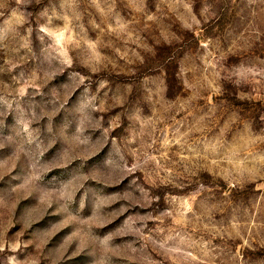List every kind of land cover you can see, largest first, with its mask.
<instances>
[{"label": "rangeland", "instance_id": "1", "mask_svg": "<svg viewBox=\"0 0 264 264\" xmlns=\"http://www.w3.org/2000/svg\"><path fill=\"white\" fill-rule=\"evenodd\" d=\"M0 264H264V0H0Z\"/></svg>", "mask_w": 264, "mask_h": 264}]
</instances>
